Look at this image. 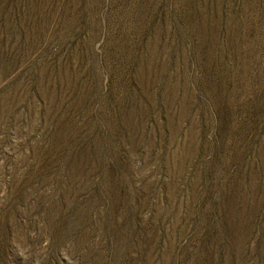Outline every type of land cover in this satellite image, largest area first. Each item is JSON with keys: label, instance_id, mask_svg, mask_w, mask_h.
I'll list each match as a JSON object with an SVG mask.
<instances>
[{"label": "rangeland", "instance_id": "obj_1", "mask_svg": "<svg viewBox=\"0 0 264 264\" xmlns=\"http://www.w3.org/2000/svg\"><path fill=\"white\" fill-rule=\"evenodd\" d=\"M0 264H264V0H0Z\"/></svg>", "mask_w": 264, "mask_h": 264}]
</instances>
